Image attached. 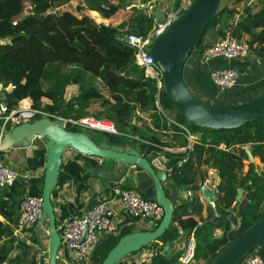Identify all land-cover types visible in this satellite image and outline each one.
<instances>
[{"label": "trees", "instance_id": "trees-1", "mask_svg": "<svg viewBox=\"0 0 264 264\" xmlns=\"http://www.w3.org/2000/svg\"><path fill=\"white\" fill-rule=\"evenodd\" d=\"M66 1L0 0V82L3 88L10 85V90L0 100H4L8 107L25 104L41 107L63 117L77 118L90 112L97 117L113 120L121 130L131 129L135 133L139 131L136 123L141 122L144 129L150 132L148 139L153 141L146 147L141 142V148L145 147L146 153H154L159 148L158 145H173L161 140L157 131L136 115L137 107L142 110L152 108L154 126L158 128L166 125L167 118L156 109L155 81L144 77L142 67L135 60L134 49L119 38L129 32L146 35L152 28V12L145 13L135 6H128L125 0ZM61 3H64L63 6H56ZM258 3L257 9H253L248 0H233L219 7L204 33L218 25L220 37L229 32L237 39L247 40L256 55L264 56V0H258ZM26 4L29 8L24 11ZM238 6H241L243 14L240 19L232 22L231 18L239 11ZM90 10L98 11L100 17L109 18V21H96L90 16ZM203 35L192 51L202 50L206 46ZM186 67L188 68L187 65ZM44 77L50 80L47 87L43 85ZM67 82L76 86V92L69 96L65 95L64 89ZM239 90L237 84L223 90L220 92L222 99L219 98L218 102L231 100ZM95 102L99 103V107L89 111L88 107ZM163 102L169 109L174 108L165 93ZM173 116L187 123L193 131L198 130L202 134L181 163L178 160L186 151H166L173 179L178 183L193 184L198 175L203 176L199 163H209L219 174L218 199L223 207L235 201L240 185L247 189L246 199L238 209V222L242 229L261 217L264 214V210L259 211L264 200V116L233 128L194 125L186 122L176 111ZM172 126L180 131L176 125ZM66 127L81 130V127L70 123H66ZM100 132L99 136L88 134L95 141L106 138L111 143L129 138L126 135L119 138L109 132ZM172 137L177 138L181 146L186 145L183 135L175 134ZM131 138L136 142L135 138ZM244 145L249 146L253 155L259 156L263 163L260 171L255 169L251 161L246 173H239L243 167V158H247ZM19 186L22 183L15 180L12 185L2 188L4 190L0 195V215L9 223H15L17 218L18 203L24 191ZM200 208L198 196L175 205L172 224L153 242L155 251L141 264L175 262L180 253L166 255L162 253L164 245L177 235L178 227L196 225V219L190 214ZM211 223L214 226L224 225V215L199 227L204 234H196V258L207 257L211 260L228 242L211 251L203 247L211 239ZM131 230L132 225L126 224L120 233L105 235L94 246L91 259L103 258L118 237ZM33 241H36L35 237ZM16 249L18 252L10 258V253ZM33 250L30 243L17 239L11 226L0 219V264H29ZM257 250L264 259L263 246L260 245ZM242 262L243 259L237 264Z\"/></svg>", "mask_w": 264, "mask_h": 264}, {"label": "water", "instance_id": "water-1", "mask_svg": "<svg viewBox=\"0 0 264 264\" xmlns=\"http://www.w3.org/2000/svg\"><path fill=\"white\" fill-rule=\"evenodd\" d=\"M220 3L221 0H190L162 31L149 39L146 49L161 71L165 95L186 122L211 128H233L264 116V91L234 103L211 102L193 93L183 75L188 57L199 43L208 23L214 18ZM152 14L156 20L165 19V12L160 9H154ZM155 26L153 21L151 29H155ZM2 87L0 82V89ZM0 130V151L10 147H28L36 137L45 138L44 172L40 189L41 213L34 225V232L37 241L46 248L47 264H57L61 245L52 192L58 182L62 156L67 148H73L87 156L98 157L99 161L90 164L88 169L91 175L101 179L119 180L128 173H134L139 192L149 199L156 200L163 207L162 218L155 227L132 228L131 231L121 234L105 256L95 257L91 264H118L128 254L143 247H151L172 224L176 200L187 189L186 184L179 183L176 184L175 190L169 193L164 184L168 181L166 170L154 166L135 146L111 143L106 138L95 141L85 130L67 128L60 117H36L11 127L0 123ZM244 149L249 157H252L248 145H244ZM106 161L117 168L111 169L110 165H106ZM217 176L216 172L214 185H217ZM241 193L242 189H238L236 198H239ZM202 194L210 201L218 197L216 189L212 187H205ZM44 223L47 224V244L43 243L38 232ZM122 229L123 225H120L118 232ZM260 245L264 248V214L234 235L208 264H237ZM167 246L166 243L164 247Z\"/></svg>", "mask_w": 264, "mask_h": 264}, {"label": "crops", "instance_id": "crops-1", "mask_svg": "<svg viewBox=\"0 0 264 264\" xmlns=\"http://www.w3.org/2000/svg\"><path fill=\"white\" fill-rule=\"evenodd\" d=\"M179 1L180 0H125L128 6H135L142 12H146L147 9H150L151 12L154 9H160L161 11L166 12L169 9L175 7ZM248 3H251L253 5V9H257L259 7L258 0H248ZM242 8H238L239 9L238 13L234 14L233 17L231 18L232 22H235L238 19H240V17L243 14ZM91 11H93L98 15L97 17L98 21L107 22L109 20V18L100 17L98 11L96 10H91ZM218 28L219 26L217 25L215 27L208 29L204 33L203 35L204 44L207 45L220 37L218 34ZM186 65L188 66V68L186 67ZM220 65L233 66L237 68L239 72L237 85L238 88H240V90L238 91L237 96H233L232 98H230L231 100H228L227 102H223V103H234L241 99H249V97L250 98L254 97V95H257L262 91H264V56L256 55L252 49L249 50V53L245 57L239 59L227 60L221 57H213L208 61H203L201 59V50L198 49L192 51V53L188 57V60L184 66V71H183L185 82H187L190 90L194 91L195 93H198L199 96H201L202 98L208 101L220 103L218 102V100L219 98H222L221 97L222 94L220 93L222 91L217 90L216 86L212 83L209 77L210 68ZM71 87L73 90L71 93H69V95L74 94L76 92V86L74 84H71ZM9 90H10V85H7L5 88L2 87L0 89V98L3 97L6 91L8 92ZM160 102L164 112L160 111L159 107L156 105L157 112L165 117L168 116L171 117L172 119L179 121L173 116V113L171 115L169 114L171 113L168 111L170 109L165 108L163 106L162 96ZM153 110L154 109L152 108L147 110H142L139 107H137L136 115L141 117L147 125L151 126L155 131H157L156 134L159 135L161 140L175 145V146L163 145L168 147L167 150H181L182 146L178 144V139L172 137L175 134H177V135H183L186 138V144L187 142L190 143L191 149L188 150V153L192 151L194 143L199 140L200 135L202 136L201 132L198 130L193 131L190 128V126L183 121H179V122L184 123L188 127L189 132L192 135L191 139H189V137L187 138V136L181 130L177 131V129H174V127L172 126V124L174 123L172 124L168 123L167 120L165 126H160L156 128L153 124V117L151 116V112ZM174 111L176 110L174 109ZM161 122H163V120H161ZM136 125L139 127V131H136V133L133 130L130 133L129 130L131 129L128 130L129 132H127V130H123V129L122 130L128 133L125 135L129 137L126 138L130 140L129 144L131 145L135 144V147L140 151V153L146 155L150 159L151 154L146 153L144 150V148L147 145H149V143L151 144V142H153L150 139H148L149 138L148 135L150 132H147V130L144 129L141 122H137ZM142 133L144 134L142 135ZM118 136L119 138H121L123 135H118ZM131 137L135 138L136 142H134L135 140L133 141ZM141 142L144 144L145 146L144 148H141ZM118 143L127 144V142H125V138H122L121 141ZM246 154H247V158H243V167L239 171V173L242 174L246 173L251 161L254 163L255 169L260 171L263 167V163L260 161L259 156L252 154V157H249L247 152ZM44 156H45V139L43 137H36L31 143V145L28 147H21V146L10 147L7 150L0 151L1 161L7 165L12 166L13 168L19 171L20 178L17 179V181L22 183V186L18 187L19 189L22 188L24 189L22 194L25 192L34 193L40 191L42 185V176L44 172ZM97 161H99L98 157L87 156L73 148H67L63 153L59 179L52 192V199H53V204H54L58 223L61 222L64 219V217L69 216L73 213H83L87 211L91 207V205L95 203L100 197H109L111 186L114 182H116V180H106L91 175L89 173L88 166ZM167 162L165 165L169 168L170 166L168 165ZM106 165H110V168L113 170L117 168L116 165H112V163H110L109 161H106ZM199 169L203 174L202 177L201 175H198L194 179L193 184L182 183L187 185V189H189L192 192L193 196L191 198L188 197L185 190L184 194L178 197L175 203V205H178L180 203L188 202L194 196H198L201 202V208L199 211H193L190 214L192 217L196 219L197 221L196 225H194L193 227H185V228L178 227L177 235L173 237L170 242L167 243L168 244L167 248L164 247V250H162V253L166 255H173L177 252L180 253L176 261L173 262L172 264H206L209 261V258L207 257L196 258L194 252L192 253L189 263L184 262L182 260V257L186 253V246L189 244V241L192 240V243L195 248L196 234L197 233L198 234L200 233V235L204 234V231L199 230V227L208 221H213L215 219L217 220V217H219L220 215H224L225 223L222 226L220 225L214 226L213 223L210 224L212 225L210 227L212 229L211 239L210 241L203 244V247H205L207 251H211L212 249L225 244L234 235H236L242 230V226L238 222L239 220L238 209L241 202L244 199H246L247 189L243 185H240L238 187V189H242V193L240 197L239 198L235 197V201L232 204H230L227 207H223L218 197L216 200L210 201L206 199L203 196V194L199 191L200 183L207 179V181H209V185H207V187L215 188L218 195L217 185L213 184L214 174L216 172L218 173L217 169L211 164L205 162L199 163ZM121 180H125L124 182L126 183L125 186L135 189L139 192L136 186L137 182H136V177H134V173L131 174L128 173ZM167 180L169 182H172V185H169L168 187L169 188L168 192L169 193L173 192L175 190L174 188L176 184L179 183L176 182L171 176V170L167 171ZM218 181H219V174L217 176V183ZM164 184L166 185V182H164ZM3 190L4 189L0 188V195L2 194ZM263 210H264V200L259 206V211L262 212ZM118 212H119L118 214L119 226L130 224L132 225V228L135 229L144 228L141 222L134 220L128 215L125 208L123 207L120 208ZM0 219H2L4 223L10 226L12 225V223H9L1 215H0ZM42 226L43 224L39 227L38 232L40 234V237L42 238L43 243L47 244L48 241L47 229L45 230V234H47L45 237L43 234L40 233L41 232L40 228ZM45 227L47 228V226ZM33 237H35L36 241H33ZM104 237L105 235L100 237L96 241V243H98ZM31 240H32L31 245L33 246L34 250L30 254L29 264H47L46 248L37 241V237L34 232V227L32 229ZM96 243L94 244V246L96 245ZM149 249L155 251L156 247H152V246L143 247L140 250L132 253H134V255L143 256L146 252L149 251ZM17 252H18L17 249L12 251L9 257L10 258L14 257ZM150 256L145 260H148ZM78 262L79 261L75 259V257L72 255V252L69 251L67 248L61 247L60 250L58 251L57 264H78ZM92 262H93V258L91 259L90 264Z\"/></svg>", "mask_w": 264, "mask_h": 264}, {"label": "built area", "instance_id": "built-area-1", "mask_svg": "<svg viewBox=\"0 0 264 264\" xmlns=\"http://www.w3.org/2000/svg\"><path fill=\"white\" fill-rule=\"evenodd\" d=\"M189 2L190 0H180L175 7L165 12V19L163 20H156L153 17V21L156 23L155 29H151L146 35L129 32L119 36L121 40L134 49L135 60L137 64L142 67L144 77L151 78L155 81V103L162 112L164 111L160 100L164 90L161 71L154 61L153 56L146 49V44L151 37L162 31ZM145 13H151L150 9H147ZM249 50L250 43L247 40L237 39L231 33L226 32L224 36L219 37L202 48L201 59L203 61H208L213 57H221L227 60L239 59L245 57L249 53ZM209 77L217 90L223 91L237 84L239 72L238 69L233 66L220 65L210 68ZM41 116H49L52 118L60 117L63 119L65 125L66 123H70L78 127H90L93 130L105 131L115 135L128 134L119 129L117 124L108 118L89 114L77 118L63 117L47 112L41 107H33L25 104H17L13 107H8L4 100H0V123L7 124L9 127L16 123L32 120ZM166 118L168 123L176 124L187 138H192L188 127L184 123L168 116H166ZM1 133L2 131L0 130V136ZM158 147L159 149L154 153H150V161L154 166L164 167L166 172L170 171L171 168L165 165L169 160L166 154L168 147L163 145H158ZM189 149H191V147L188 142L181 147V150L186 151V154L178 160V163H181L187 158ZM19 176L20 173L17 169L5 164L0 159V188L12 185ZM121 179H119V181L116 180V182L112 184L109 197H100L87 211L83 213H73L64 217L59 223L56 218L57 229L61 235L60 248L64 247L71 251L75 259L79 261L78 264H90L91 251L96 241L103 235L118 232V211L120 208H125L128 215L134 220L141 222L144 228L155 227L162 218L163 207L160 203L143 196L135 189L125 186V180ZM207 185H209V181L206 179L200 183L199 191L202 193V190L207 187ZM185 192L188 197L191 198L193 196L189 189H186ZM41 204L42 195L40 191L34 193L25 192L20 196L17 218L15 223L11 225V229L17 239L29 242L30 244L32 243V229L41 213ZM153 252L154 251L149 249L143 256L130 253L118 264H141L142 261L152 255ZM193 252L194 245L191 240L186 246V253L182 257V260L189 263ZM242 263L264 264V259L262 254L255 248L246 254Z\"/></svg>", "mask_w": 264, "mask_h": 264}, {"label": "rangeland", "instance_id": "rangeland-1", "mask_svg": "<svg viewBox=\"0 0 264 264\" xmlns=\"http://www.w3.org/2000/svg\"><path fill=\"white\" fill-rule=\"evenodd\" d=\"M69 0H67L66 2H68ZM233 0H221V3H220V7H222V6H224L225 4H228V3H230V2H232ZM66 2H64V3H66ZM64 3H61V4H57L56 6L58 7V6H61L62 4H64ZM243 3H242V7H243ZM63 6V5H62ZM238 7H240L241 8V6H238ZM29 7L27 6V4H26V8H25V10L24 11H27V9H28ZM89 13H90V16H92V17H94V19L96 20V21H98L97 20V17H98V15L96 14V13H94L93 11H89ZM100 16V15H99ZM109 21V20H108ZM49 78H47V77H44L43 78V85H44V87H47L48 85H49ZM64 89H65V91H66V95L68 96L69 95V93H71L72 92V87H71V84H70V82H67L65 85H64ZM192 92H194V91H192ZM163 94H164V92L162 93V103H163V106L165 107V108H168V107H166L165 105H164V102H163ZM197 95H199L198 93H196ZM224 94V93H223ZM224 95H226V94H224ZM222 99V98H221ZM97 107H99V103L98 102H95V103H92L89 107H88V110L89 111H91L92 112V110H95ZM169 109V108H168ZM167 109V110H168ZM169 112H171V113H169L170 115L174 112V108L171 110H168ZM89 115H92V113H90L89 112ZM95 116V115H94ZM81 130H85L86 132L88 131L91 135L92 134H94V135H96V136H99L98 134H100L101 132L99 131V130H93L92 128H90V127H82L81 126ZM130 131V133H131V131L132 130H129ZM128 130H127V132H129ZM96 132H98L97 134H96ZM44 138V137H43ZM45 139V138H44ZM130 140L129 139H125V142H127V144H129L130 142H129ZM133 146H135V144H133ZM133 178V177H132ZM169 185H172V182H169V181H166V185H165V187H166V190L167 191H169ZM45 226H47L46 225V223H44L43 224V226L40 228V230H41V234H43L45 237H46V235L47 234H45V230L47 229ZM210 262V259H209V261L206 263V264H208Z\"/></svg>", "mask_w": 264, "mask_h": 264}]
</instances>
